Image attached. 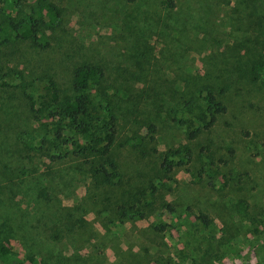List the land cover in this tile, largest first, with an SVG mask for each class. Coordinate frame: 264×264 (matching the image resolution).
<instances>
[{
    "label": "rangeland",
    "instance_id": "rangeland-1",
    "mask_svg": "<svg viewBox=\"0 0 264 264\" xmlns=\"http://www.w3.org/2000/svg\"><path fill=\"white\" fill-rule=\"evenodd\" d=\"M63 2L67 14L51 48H22L3 57V70H45L67 84L71 65L82 52L108 61L120 54L125 60L123 46L130 45L131 63L144 51L137 72L153 87L142 94L152 103L140 119L147 117L156 125L151 142L158 150L185 146L191 161L175 166L170 178L160 181L172 211L155 208L140 217H114L99 202L103 188H94L75 159L53 162L34 150L19 154L24 142L35 144L40 138L36 134L43 131L12 89L0 86V242L10 249L4 264H160V257L190 264L202 253V236L208 233V245L216 250L224 228L230 230L229 235L225 232L229 245L219 247L216 264H264V223L256 225L259 233H252L251 221L242 218L249 214L264 219V85L233 71L222 95L225 112L193 139L186 137L181 122L196 119L173 103L180 93L172 99L162 94L171 81L179 90L181 81L190 78L218 81L217 69L234 63L245 50L242 43L250 45L245 36L258 33L259 27L250 22L264 16V0H174L171 9L163 0ZM139 129L148 140L145 126ZM121 151L125 175L136 177L139 169L153 165L137 163L127 149ZM156 156L147 158L155 161ZM180 157L186 159L180 154L173 160ZM68 210L81 212L83 226L58 221ZM198 212L212 219L205 232L196 221ZM162 223L167 224L162 231L153 228ZM192 223L201 228H192Z\"/></svg>",
    "mask_w": 264,
    "mask_h": 264
},
{
    "label": "trees",
    "instance_id": "trees-1",
    "mask_svg": "<svg viewBox=\"0 0 264 264\" xmlns=\"http://www.w3.org/2000/svg\"><path fill=\"white\" fill-rule=\"evenodd\" d=\"M62 1L0 0V86L12 89L13 94L26 105L31 121L43 131L42 134H36L40 138L35 144L24 142L25 149L21 147L19 154L22 156L23 150H34L53 162L58 159H75L78 168H85L94 188H103L99 202L104 208L108 207L114 217H140L155 208L172 211V203L165 198L164 191L160 190L164 188L160 181L163 177L170 178L175 166L191 161V153L185 146L158 150L155 142H151L157 131L156 125L147 117L140 119L142 111L152 103L142 97V94H146L147 87L152 85L137 72L140 70L141 58L146 54L144 51L131 63L130 45L123 46L127 52L125 60L119 59L120 54H115L118 59L108 61L90 51L82 52L81 57L76 58L71 65L67 84L60 83L53 74L45 70L34 71V74L27 71L25 66L3 70L6 67L3 57L21 52L22 48L26 52L28 49L45 51L51 48L53 34L61 30L67 14V6ZM125 1L135 3L137 0ZM163 1L169 9L175 6L174 0ZM263 18L264 16L250 22V25L259 27L258 33L245 36L250 45L242 43L245 50L240 55L236 53L239 55L236 61L222 65L220 72L217 69L220 84L218 81L190 78L188 82L181 81V90L173 81L162 89V94H169L171 99L180 93L179 101L173 103H179L190 119H196L197 122L189 123V118L181 122L185 123L188 139L209 130L217 117L225 112L222 95L233 71L247 81L264 85ZM177 71L181 69L178 68ZM176 74L180 76L178 72ZM161 85L162 82L157 86L161 88ZM141 126H145L148 140L140 135ZM122 149H127L137 163L144 162L148 165L151 162L153 165L143 171L139 169L136 177L125 175L119 162ZM156 152L155 161L147 158ZM180 154L186 159L181 160V156L177 161L173 160V156ZM155 179L158 181L156 184ZM93 201L97 202L96 198ZM78 208L79 206L76 207ZM76 213L74 215L73 210H68L58 221L67 227L83 226L81 212ZM244 217L251 221V232L259 233L257 226L262 225L264 219L249 214L242 216ZM195 218L204 232L212 226L211 217L204 212H198ZM166 226L167 224L162 223L153 228L162 231ZM191 227L198 230L201 228L195 223ZM228 230L229 228L220 230V243L216 250L208 245L209 234L202 236V253L198 258L192 257L190 264H216L215 261L220 259L219 247L223 243L229 245L230 237L225 235ZM229 234L230 230L227 235ZM9 253L10 249L0 242V264L5 263ZM159 261L160 264H178L163 257L157 262Z\"/></svg>",
    "mask_w": 264,
    "mask_h": 264
}]
</instances>
